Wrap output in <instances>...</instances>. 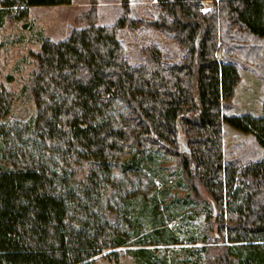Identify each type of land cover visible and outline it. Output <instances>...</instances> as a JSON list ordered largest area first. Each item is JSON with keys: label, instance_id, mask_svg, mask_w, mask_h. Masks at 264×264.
I'll return each mask as SVG.
<instances>
[{"label": "trees", "instance_id": "obj_1", "mask_svg": "<svg viewBox=\"0 0 264 264\" xmlns=\"http://www.w3.org/2000/svg\"><path fill=\"white\" fill-rule=\"evenodd\" d=\"M141 1L155 19H128L121 0L114 25L42 41L28 121L10 120L0 87V264H177L154 252L179 244L168 225L195 211L205 224L188 244L201 243L202 264H264V113L231 115L240 58L264 83V0ZM71 2L0 0V24ZM140 25L174 40L180 60L152 45L130 63L118 33ZM236 42L247 45L235 57ZM223 124L251 135L261 159H225Z\"/></svg>", "mask_w": 264, "mask_h": 264}, {"label": "rangeland", "instance_id": "obj_2", "mask_svg": "<svg viewBox=\"0 0 264 264\" xmlns=\"http://www.w3.org/2000/svg\"><path fill=\"white\" fill-rule=\"evenodd\" d=\"M128 19L137 18L150 21L157 16V9L152 2L130 0ZM145 1V0H144ZM210 1L202 2L201 10L207 12ZM121 0H72L70 5L39 6L30 8L24 18H15L12 13L5 14L0 24V87L10 102V120L28 121L35 113L25 86L30 75L36 70V54L42 41L59 42L68 38L73 30L83 29L94 22L96 26H112L122 16ZM118 40L123 44L130 63H141L143 49L156 45L169 63H176L181 58V49L174 40L154 27L140 25L135 29L124 28L118 33ZM251 45L254 43L251 42ZM247 44H234L230 49L236 55V48ZM261 55L264 64V40ZM236 57V56H235ZM239 80L234 89V110L231 115L262 116L264 113V83L257 75V70L249 69L247 62L238 61ZM221 142L225 159L231 160L253 153L261 159L259 149L251 135L235 131L226 124L222 126ZM205 224V213L190 212L173 221L168 227L171 236L179 244L158 246L154 254L162 259H171L177 264H202L199 241L188 244L189 239H200ZM168 235V234H167ZM150 248V247H149ZM153 248V247H152ZM91 264H135L130 257L120 256L117 260L97 256Z\"/></svg>", "mask_w": 264, "mask_h": 264}]
</instances>
